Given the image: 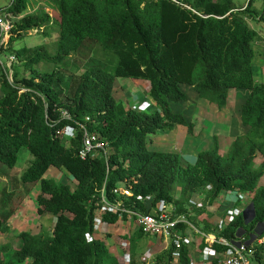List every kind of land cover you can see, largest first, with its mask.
<instances>
[{
  "label": "trees",
  "instance_id": "obj_1",
  "mask_svg": "<svg viewBox=\"0 0 264 264\" xmlns=\"http://www.w3.org/2000/svg\"><path fill=\"white\" fill-rule=\"evenodd\" d=\"M42 1L50 12L28 13L22 0L2 11L19 21L12 24V35L1 51L37 28L43 29L44 38L51 36L49 31H57L58 39L53 54L47 45L24 47L11 54L16 61L10 68L0 66V169L14 168L20 150L30 151L34 161L21 181L40 185L36 210L40 217L53 218V228L37 235L18 234L14 237L17 249L12 242L0 246V264H120L95 235L103 197L144 213L161 204L173 205L177 214L207 234L231 240L241 235L247 241L264 238L260 230L264 226V185H260L264 178V83L255 80L253 67V45L260 41L255 27L264 26V0L259 10L253 7L254 0L242 8H235L234 0ZM96 46L116 56L113 72L94 66L76 77L60 69L72 55L90 53ZM14 64L26 76L15 71ZM40 64L53 69L40 71ZM119 79L147 83L154 111L118 102L115 86ZM181 86L191 87L199 99L218 110L227 107L229 90L247 93L239 109L243 132L234 137L225 154L217 138L210 150L199 153L196 162L188 165L178 153L148 149L153 141L150 135L177 126L193 132L194 124L170 107L171 102L187 99ZM83 127L108 144L106 154L100 151L95 157L80 159ZM50 168L65 171L74 186L44 179ZM121 186L130 189L134 198L115 195L114 189ZM205 189L209 190L206 205L189 208L192 195ZM222 193L249 196L254 215L247 220L241 212L219 234L205 218L199 219ZM5 195L1 205L6 203ZM137 196L152 198L151 208L136 202ZM14 211L0 214V235L9 232L7 223ZM101 220L115 225L118 216L101 213ZM137 235L144 237L141 232ZM137 242L129 264H142ZM205 248L203 242L199 249ZM190 249L181 248V264H195ZM174 253L170 247L156 261L171 264ZM253 260L264 264V246L256 248Z\"/></svg>",
  "mask_w": 264,
  "mask_h": 264
},
{
  "label": "rangeland",
  "instance_id": "obj_2",
  "mask_svg": "<svg viewBox=\"0 0 264 264\" xmlns=\"http://www.w3.org/2000/svg\"><path fill=\"white\" fill-rule=\"evenodd\" d=\"M22 1L26 5L28 13L34 12L35 10L36 12H39L41 9L42 11L44 9V11L50 12L49 9L43 7L45 2L42 0ZM248 1L251 2V0H234V7L242 8L247 5ZM14 3L15 0H0V11L2 12L9 9L14 5ZM261 5V0H254V8L259 10ZM8 21L13 24L19 21V19L10 17ZM255 28L259 31L260 41L258 44L253 45L255 52L253 64L254 77L256 81L264 83V26H257ZM49 32L51 36L49 38H44L42 35L43 29H33L31 32H28L27 35L22 36L21 39L14 41L11 46L5 47L2 51L0 49V61L6 65L5 67L7 69L10 64L8 57L14 56L11 55L15 54L14 51L24 47L33 48L36 46L47 45L48 51L50 54H53L55 43L58 39V32L55 30ZM116 65L117 58L114 54L106 52L101 47L96 46L90 53L85 51L82 52L81 55H72L68 61L62 63L59 67L67 73L74 74L76 77H78L89 67L101 66L106 71L113 72ZM13 68L22 76H26L24 69L20 65L14 64ZM38 69L40 71H51L53 66L40 64ZM181 91L187 96V99L177 103L171 102L170 107L173 113L182 114L185 117L187 123L191 124L195 123V120L193 122L192 117L194 114H197L199 117L198 123H200V126L204 129V131L201 135H194V130H197V126L194 125V129L191 134L184 126H177L173 130L167 131L170 133L158 132V134L149 136V138H151L153 141L148 145V149L158 152L178 153L183 158V164L188 165L194 164L196 162L197 155L199 153L210 150L214 146V139L217 138L221 154H225L228 149L227 147L233 141L234 137L243 132V126L239 116V109L247 97V93L243 90H229L227 93V107L222 110H218L215 105H211L208 102L199 99L191 87L181 86ZM126 92L127 90L125 92L124 90H119L115 93V97L117 99H125L124 94ZM2 96L3 91L0 87V98H2ZM127 100L128 103H131L129 99ZM184 144L186 145L185 149H183ZM33 161L34 157L30 151L26 148H23L20 150L18 161L14 168L9 169L6 166H1L0 214L5 211L9 212L11 208H14L15 211L7 223L9 232L6 235H0V246L12 242L14 249H17L19 247V242H16L14 237L18 234L22 232H30L37 235L42 232H51L53 228V218L50 215L40 217L36 210V198L40 193V185L23 183L21 181L23 173L29 169ZM261 162L262 159L258 158L257 164H260ZM44 179L52 180L56 184H66L70 185L71 187L74 186L73 179L65 171L58 170L56 168H50L44 175ZM260 185H264V178L260 181ZM208 191V189H205L194 193L189 203V208H195L198 203H203L206 205L205 199ZM2 195H5L6 197V203L3 205H1L3 198ZM250 201L251 200L249 198L246 199L243 195L236 196V194L222 193L212 205H207V209H210V211L217 210L218 214H222L226 210H234L236 206L239 210L244 211L246 219L250 220L252 214V210H249ZM237 202H239L238 205H236ZM169 207L168 209H170ZM199 225L202 227L201 224ZM100 226H102V231H100ZM120 228L121 227H119L118 224L109 225L102 223L101 212H97L95 235L99 239L105 241L111 254L116 255L119 261H121L120 258L122 255L128 253L130 254L131 250L137 248L135 242L136 239H138V260L142 262V264H163V262L159 263L156 261L157 257H159L163 251H165L164 246L160 244L161 239L158 237L144 236L140 239L137 238V235V237L132 238L133 245L127 250H123L118 244L119 241H121L119 237L105 238L108 231L109 233L116 235L115 231L117 230L118 232H116L119 233ZM260 230H264V226H262ZM260 233L261 232L259 231L258 234ZM248 242L249 245H252L253 252H255L257 247L264 246V238L258 239L254 237ZM188 247H191L190 251L192 256H197V261L200 262L199 264H207L199 247L197 250H195V245L192 242L189 243ZM168 249L169 248H167V250ZM149 250L150 254L147 255L148 257H144ZM252 257L254 258V255ZM253 258L251 260V264H258L253 260ZM171 264L174 263L172 262Z\"/></svg>",
  "mask_w": 264,
  "mask_h": 264
},
{
  "label": "built area",
  "instance_id": "obj_3",
  "mask_svg": "<svg viewBox=\"0 0 264 264\" xmlns=\"http://www.w3.org/2000/svg\"><path fill=\"white\" fill-rule=\"evenodd\" d=\"M10 15L3 14L0 11V46L7 44L11 37L12 23H10ZM31 32V31H29ZM8 60L10 64L16 61L15 56H9ZM0 66L6 68L1 61ZM137 110L136 108H134ZM89 120V119H88ZM84 137L82 142V148L79 151V157L82 160L87 159L92 156L95 157V152H104L106 154L108 144L101 140L97 134L89 132L83 127ZM113 193L117 196H121L128 199H133L134 195L130 189L126 187H118L114 189ZM246 199L251 198L249 196H244ZM135 201L144 204L147 207L152 206V198H143L142 196L135 197ZM170 206V207H169ZM158 205L157 210H153L144 213L135 209V206L131 208L125 207L123 201H115L114 203H109L102 198L101 213L106 215H117L119 227L121 226V231L117 233V237L120 238L119 245L123 250H127L132 246L131 232L143 233L147 237H158L161 239V243L164 249L173 247L175 253L173 255L172 262L174 264H181L180 262V251L181 248L186 245L188 246L191 242L187 237L189 232L198 235L201 240L206 245V248L202 251L203 256L207 264H251L252 256L254 252L252 251V245L243 238L241 235L240 239L231 240L222 235L217 234H207L198 228H196L185 215H179L176 212V208L173 205ZM197 208H201L203 203H198ZM146 207V208H147ZM168 207L170 209H168ZM207 217L211 218V226L219 234H223L227 231L230 224L234 222L236 217H238L241 210L235 206V209H229L218 214L217 210L210 211L206 208ZM102 221V220H101ZM103 223V222H102ZM182 226L184 230H179L178 227ZM100 231H102V226H100ZM215 247L221 249L218 251ZM150 254V250L145 254L146 257ZM130 254H124L120 258V264H129ZM148 257V256H147ZM146 261V258H145Z\"/></svg>",
  "mask_w": 264,
  "mask_h": 264
},
{
  "label": "crops",
  "instance_id": "obj_4",
  "mask_svg": "<svg viewBox=\"0 0 264 264\" xmlns=\"http://www.w3.org/2000/svg\"><path fill=\"white\" fill-rule=\"evenodd\" d=\"M41 6H43V5H41ZM119 90H124V92L127 90V92L124 94L125 95V99H122V98L117 99L118 102H121L122 104H124L125 107L132 108V109L136 108L137 110H142L144 112L154 111V109H155L154 104L151 102V100L148 97L149 85L147 83L136 82V81H132V80L130 81V80H126V79L122 80L121 79L120 81L118 80L117 83H116L115 93L117 91H119ZM127 99H129V101L131 103H128ZM192 120H193V122L195 120L194 125L197 126V130L196 131L194 130V135H201L202 132L204 131V129L200 126V123H198L199 117L197 116V114H194V116L192 117ZM167 133H170V132H167ZM230 144H229V146H230ZM184 145H183V149H185V147H186V145L185 146ZM190 210H192V211H190V212H192L191 213V215H192L194 210L193 209H190ZM217 213H218V211H217ZM204 218L207 220L208 224L211 225L212 219L208 218L207 216L201 217L199 219V222L202 219H204ZM121 228L119 229V231H121ZM116 231H115L116 235H113L112 233H109V231H108V233H106L107 236H105V238H107V237H117V232L118 231L117 232ZM137 234L138 233H135L134 231H132L131 232L132 236H130L131 239L137 237ZM187 237L195 245V250H197L198 247L203 243V241L200 239V237L198 235H196V234H193L192 232H189L187 234ZM191 257H192V259H193L195 264H197V263L199 264L200 263V262L197 261V256L196 255L192 256V253H191Z\"/></svg>",
  "mask_w": 264,
  "mask_h": 264
},
{
  "label": "water",
  "instance_id": "obj_5",
  "mask_svg": "<svg viewBox=\"0 0 264 264\" xmlns=\"http://www.w3.org/2000/svg\"><path fill=\"white\" fill-rule=\"evenodd\" d=\"M245 213V212H244ZM252 214L254 215V210L252 209Z\"/></svg>",
  "mask_w": 264,
  "mask_h": 264
},
{
  "label": "clouds",
  "instance_id": "obj_6",
  "mask_svg": "<svg viewBox=\"0 0 264 264\" xmlns=\"http://www.w3.org/2000/svg\"><path fill=\"white\" fill-rule=\"evenodd\" d=\"M8 43V42H7ZM6 46V45H5Z\"/></svg>",
  "mask_w": 264,
  "mask_h": 264
}]
</instances>
